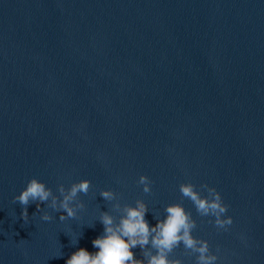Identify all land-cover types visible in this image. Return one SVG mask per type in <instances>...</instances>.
I'll return each mask as SVG.
<instances>
[{
	"label": "water",
	"instance_id": "1",
	"mask_svg": "<svg viewBox=\"0 0 264 264\" xmlns=\"http://www.w3.org/2000/svg\"><path fill=\"white\" fill-rule=\"evenodd\" d=\"M32 177L56 195L88 179L85 208L31 203L24 222ZM189 181L221 194L226 231L182 198ZM101 189L143 200L151 226L182 203L215 264H264V0H0V264L97 251ZM172 258L195 264L182 244Z\"/></svg>",
	"mask_w": 264,
	"mask_h": 264
},
{
	"label": "clouds",
	"instance_id": "2",
	"mask_svg": "<svg viewBox=\"0 0 264 264\" xmlns=\"http://www.w3.org/2000/svg\"><path fill=\"white\" fill-rule=\"evenodd\" d=\"M137 183L143 186V192L150 194L151 179L140 175ZM92 188L88 179H81L65 187L57 186L59 195L36 177L27 181L26 187L13 198L22 206L21 217L28 220L27 206L36 203L37 212L42 211L41 204L55 212L62 213L61 221L76 218L77 213L85 208L80 195H88ZM179 191L183 199L192 202L197 214L201 217H213L209 220L218 230H227L232 225L231 216H226L228 205L223 202L221 194L215 187L207 184L197 186L191 181L182 182ZM206 192V195L203 193ZM99 195L111 204V211H101L99 221L103 225V232L92 244L97 251L89 252L81 247L72 252L66 264H183L179 258H172L175 249L183 245L184 254L195 256V264H215L218 256L212 254L207 240L196 238L192 233L197 227L192 213L186 210L182 203H170L165 206L163 219L153 214L157 220L151 226L145 218L149 211L146 203L137 199L135 205L121 204L120 196L112 189H101ZM114 202V203H113ZM119 215H113L112 213ZM43 221L53 219L47 211L41 215ZM141 249L142 259H137L133 249Z\"/></svg>",
	"mask_w": 264,
	"mask_h": 264
}]
</instances>
